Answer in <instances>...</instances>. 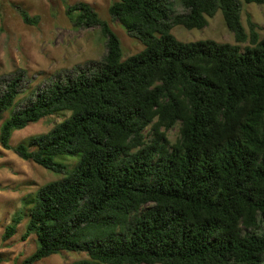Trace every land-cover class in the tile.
Instances as JSON below:
<instances>
[{"label":"trees","instance_id":"16d2710c","mask_svg":"<svg viewBox=\"0 0 264 264\" xmlns=\"http://www.w3.org/2000/svg\"><path fill=\"white\" fill-rule=\"evenodd\" d=\"M242 4L264 0H114L109 16L143 45L123 59L89 4L66 3L74 27L99 28L102 59L56 75L17 109L24 72L0 76V146L62 175L29 202L20 239L34 235L36 249L19 264L61 252L85 254L72 264H264V36L249 16L246 31ZM218 10L233 44L172 35L203 29ZM60 112L69 116L49 132L10 146L14 131Z\"/></svg>","mask_w":264,"mask_h":264},{"label":"rangeland","instance_id":"374dc122","mask_svg":"<svg viewBox=\"0 0 264 264\" xmlns=\"http://www.w3.org/2000/svg\"><path fill=\"white\" fill-rule=\"evenodd\" d=\"M113 1L0 0V76L23 71L25 77L21 94L13 109L22 107L32 92L44 88L56 75H64L74 68H84L90 62L100 61L105 55V38L99 28L74 27L70 16L65 13L66 3L89 4L118 36L123 59L143 49L137 39L130 37L109 16L108 8ZM11 3L18 4L31 22H24V17L19 15ZM176 10L180 12L181 8L178 6ZM247 16L257 25L259 36H264V4H242L241 21L248 32ZM171 33L183 43L208 39L217 43H234L233 35L227 30L219 10L212 18H208L207 26L203 29L187 30L175 26ZM8 116L9 111H6L2 121ZM68 116V112H60L14 131L10 137V146L15 147L33 136L49 132L55 124ZM145 133L148 135L147 130ZM166 136L174 143L178 139V127L167 131ZM60 161L70 168L75 163V159L70 157L61 158ZM61 177V174L24 161L11 150L0 146V264H19L35 251L34 235L23 242L20 239L32 206L29 202L39 187ZM16 215H21L22 221L14 236L4 242V227ZM84 258V253L61 252L35 264H72Z\"/></svg>","mask_w":264,"mask_h":264}]
</instances>
